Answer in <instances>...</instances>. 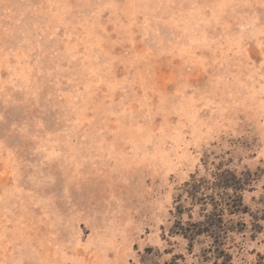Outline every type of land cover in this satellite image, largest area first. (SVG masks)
Returning <instances> with one entry per match:
<instances>
[{"label": "rangeland", "instance_id": "374dc122", "mask_svg": "<svg viewBox=\"0 0 264 264\" xmlns=\"http://www.w3.org/2000/svg\"><path fill=\"white\" fill-rule=\"evenodd\" d=\"M0 264H264V0H0Z\"/></svg>", "mask_w": 264, "mask_h": 264}]
</instances>
